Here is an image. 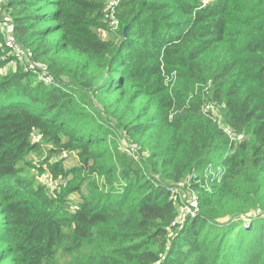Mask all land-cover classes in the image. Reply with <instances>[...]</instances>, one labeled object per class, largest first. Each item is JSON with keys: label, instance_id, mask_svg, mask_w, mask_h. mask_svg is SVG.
<instances>
[{"label": "trees", "instance_id": "1", "mask_svg": "<svg viewBox=\"0 0 264 264\" xmlns=\"http://www.w3.org/2000/svg\"><path fill=\"white\" fill-rule=\"evenodd\" d=\"M3 6L55 81L3 72L0 32V264H264V0H122L115 30L105 0ZM35 132L79 155L57 198L21 174Z\"/></svg>", "mask_w": 264, "mask_h": 264}, {"label": "rangeland", "instance_id": "2", "mask_svg": "<svg viewBox=\"0 0 264 264\" xmlns=\"http://www.w3.org/2000/svg\"><path fill=\"white\" fill-rule=\"evenodd\" d=\"M110 0H105V13L106 7ZM4 0H0V27L4 28V31L7 35H11L12 33V23L11 19L8 16V13L3 6ZM113 30V29H112ZM102 35L106 38H113L112 31H104ZM26 63H30V60L27 59ZM7 70H13L11 64H9L6 68L3 69V72ZM197 90V89H196ZM208 97V96H207ZM221 113L220 108H215L214 113L219 115ZM38 132H35V145H38V149L31 150V154L26 157V159L20 162V167L22 169L21 174L25 178L32 181L33 185L37 189H42L47 194H49L53 198H57L60 192L63 191L68 187L69 181L75 178L74 173H69L66 177L63 174L70 172L73 168H81V162L79 159V155L76 152L72 151H63V152H53L52 144L48 141L42 140L41 136L37 137ZM37 137V138H36ZM237 138V137H236ZM39 142V143H36ZM125 150L129 149L131 151V146L129 145L126 147V143L124 141ZM133 151H136L133 150ZM59 164V165H57ZM52 165H57L61 167L63 170V174L57 173L54 174L51 170ZM57 175V176H56ZM93 180H85V183L82 187L83 191L89 189L90 182ZM176 190L181 191L183 195L184 187L180 186L177 187ZM191 194L186 193V198L188 195ZM68 199L70 203H72V207H76V202L79 199V195L77 193H69ZM76 259L75 254H69L63 251H60L57 259L56 264H70Z\"/></svg>", "mask_w": 264, "mask_h": 264}, {"label": "built area", "instance_id": "3", "mask_svg": "<svg viewBox=\"0 0 264 264\" xmlns=\"http://www.w3.org/2000/svg\"><path fill=\"white\" fill-rule=\"evenodd\" d=\"M122 0H110L106 7V15H107V21L109 23V26L111 29L115 30L118 29L120 25V20L118 16V6L121 3ZM1 25V24H0ZM0 32L3 34L5 39V47L8 48V56L12 57V61L9 63L15 69L17 67V64H21L25 71H34L37 72L39 70V79L40 81H43L45 84L50 85L54 83L55 79L51 73L46 69V67H42L41 63L33 57L32 52L30 49L24 47L22 44L16 41L15 38H13L11 35H7L4 31V28L0 27ZM27 59L30 60V63H26ZM8 64V65H9ZM217 108L215 103L209 102L205 106V111L207 113H210L213 117L217 118L219 122L221 121L220 113L215 114L214 109ZM228 130V134L231 138L235 137V133L228 129L226 126H224ZM137 150L138 146L136 144H133L131 146V152H135L133 150ZM199 211V196L196 192H192L188 195L186 198L185 204L180 209V214L177 218V220L173 223V225L183 226L185 220L190 215H195Z\"/></svg>", "mask_w": 264, "mask_h": 264}]
</instances>
